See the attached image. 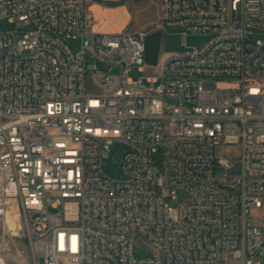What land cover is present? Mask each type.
<instances>
[{
    "label": "built area",
    "instance_id": "obj_1",
    "mask_svg": "<svg viewBox=\"0 0 264 264\" xmlns=\"http://www.w3.org/2000/svg\"><path fill=\"white\" fill-rule=\"evenodd\" d=\"M87 1L0 0V264L12 198L39 264H264V0H160L184 47L150 84V30L97 32Z\"/></svg>",
    "mask_w": 264,
    "mask_h": 264
},
{
    "label": "rangeland",
    "instance_id": "obj_2",
    "mask_svg": "<svg viewBox=\"0 0 264 264\" xmlns=\"http://www.w3.org/2000/svg\"><path fill=\"white\" fill-rule=\"evenodd\" d=\"M108 1V0H107ZM109 2V1H108ZM110 3H113L110 1ZM133 13L130 18V27L148 30L153 26V22L157 19L158 10L156 3L153 0H131ZM88 5V1H87ZM7 24V21L2 22ZM154 31L159 28L153 29ZM150 30V33L154 32ZM162 31V45L160 53V63L158 65H143L142 70L138 66H134L130 71V76L138 78L144 76V81H148L149 76L157 77L158 81L164 77V72L161 67V59L164 55L174 52L184 47L183 32L181 28H174L163 24ZM23 32H21V35ZM252 39H263L264 32L261 30H254L251 35ZM209 38V35L203 33H187L185 44L188 46H200L204 44ZM86 86L89 91L98 92L100 87L93 81L91 74L86 75ZM128 150L127 145L123 142L115 141L111 147V157L104 161L107 173L114 177L121 179L123 173L120 169H111L109 163L112 161L118 165L116 155L123 156ZM238 151L235 149L231 155H237ZM185 192L183 189H177L175 192H170L165 197V203L171 206H178L184 202ZM6 221L8 228V236L4 242V253L7 256V264H39L40 262V240L29 223L27 215L20 207L19 201L12 198L8 200V209L6 213ZM139 257H149L152 255V248L146 244L138 243L136 245Z\"/></svg>",
    "mask_w": 264,
    "mask_h": 264
},
{
    "label": "crops",
    "instance_id": "obj_3",
    "mask_svg": "<svg viewBox=\"0 0 264 264\" xmlns=\"http://www.w3.org/2000/svg\"><path fill=\"white\" fill-rule=\"evenodd\" d=\"M109 1V2H108ZM88 0L89 9L94 16L93 29L97 32H115L130 26L133 13L131 0ZM112 1L113 3H110ZM158 10L157 19L148 30L158 28L160 23V0H153ZM132 29H141L132 28ZM154 31V30H153Z\"/></svg>",
    "mask_w": 264,
    "mask_h": 264
},
{
    "label": "water",
    "instance_id": "obj_4",
    "mask_svg": "<svg viewBox=\"0 0 264 264\" xmlns=\"http://www.w3.org/2000/svg\"><path fill=\"white\" fill-rule=\"evenodd\" d=\"M162 45V31L159 29L146 37V61L149 65H158ZM116 71L118 69H115ZM119 159V156H116ZM114 165L110 164V168ZM118 167V166H116Z\"/></svg>",
    "mask_w": 264,
    "mask_h": 264
},
{
    "label": "bare ground",
    "instance_id": "obj_5",
    "mask_svg": "<svg viewBox=\"0 0 264 264\" xmlns=\"http://www.w3.org/2000/svg\"><path fill=\"white\" fill-rule=\"evenodd\" d=\"M4 264H7V262H6V261H4Z\"/></svg>",
    "mask_w": 264,
    "mask_h": 264
}]
</instances>
